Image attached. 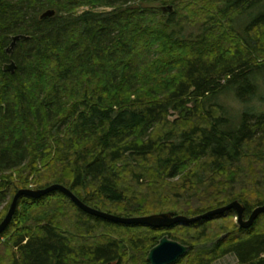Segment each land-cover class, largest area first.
<instances>
[{
	"label": "trees",
	"instance_id": "trees-1",
	"mask_svg": "<svg viewBox=\"0 0 264 264\" xmlns=\"http://www.w3.org/2000/svg\"><path fill=\"white\" fill-rule=\"evenodd\" d=\"M254 9L236 32L234 19ZM259 79L264 0H0V178L17 174L11 200L59 184L123 218H192L237 201L248 219L264 205V111L232 127L206 102L224 91L249 101ZM235 217L151 229L92 217L60 192L22 197L0 264H148L164 236L189 248L174 264H264V215L246 230Z\"/></svg>",
	"mask_w": 264,
	"mask_h": 264
},
{
	"label": "water",
	"instance_id": "water-1",
	"mask_svg": "<svg viewBox=\"0 0 264 264\" xmlns=\"http://www.w3.org/2000/svg\"><path fill=\"white\" fill-rule=\"evenodd\" d=\"M159 10L164 13L168 14L173 11V8L171 6H164L159 7ZM55 15L54 10H47L43 12L40 15V20H45L52 18ZM24 36H15L11 39V44L6 49V54L11 55L16 43L19 40H24ZM15 69V65L13 62L10 64H6L3 67V70L6 72L13 73ZM52 192H60L63 195H65L79 210L84 212L85 214H88L92 217L99 218L114 224L123 225V226H143V227H149L151 229H167L171 228L176 225H182V224H193L196 222H199L204 219L212 218L215 216L223 215L224 213L228 211H234L237 216V224L242 229H249L255 222V220L260 216L264 215V205L255 208L248 219L243 218L244 214V206L240 204L237 201H233L230 204L223 206L221 208H217L214 210H211L209 212H206L202 215L192 217V218H186L183 216H176L172 212L168 213H162V214H154L150 216H144V217H133V218H123L111 214H107L95 209H92L85 205L83 202H81L70 190L67 188L59 185L54 184L49 186L48 188L42 189V190H33V189H21L18 190L9 205L8 211L0 223V235L6 230L8 225L10 224L16 209L18 205V201L22 198H29L38 200L43 198L44 196L52 193ZM189 251V248L186 246H183L175 241H172L168 239L166 236L162 237L158 244L154 246L147 255V262L148 264H174L176 263L181 257H183L187 252Z\"/></svg>",
	"mask_w": 264,
	"mask_h": 264
},
{
	"label": "rangeland",
	"instance_id": "rangeland-1",
	"mask_svg": "<svg viewBox=\"0 0 264 264\" xmlns=\"http://www.w3.org/2000/svg\"><path fill=\"white\" fill-rule=\"evenodd\" d=\"M95 6L96 7L94 9H91V10H94L95 12H103L104 10H107L101 6H98V5H95ZM90 8H92V7L81 6L80 8L77 9V12L81 13V12L89 11ZM259 10L260 9L244 11L243 14H241L238 18L234 19V23L232 25L234 30L238 33H241L243 31L244 26L247 24V22L257 12H259ZM188 32H190V31L188 30ZM214 96L215 97L212 96V97L208 98V100L206 102V107L208 106V103L219 105L223 110L224 117L228 120V122L230 123V125L232 127L238 126V124L240 122V118L244 113H253V112L254 113H261L264 111V86L262 85L260 79H259V87H258L257 95L255 97H253L252 99H250L249 101L241 102V101L237 100L231 91H224V92L216 94ZM177 118H178V114L171 112L168 120H169V122L172 123ZM4 178H6L7 180H4ZM32 179H33V177L31 176V178H29L28 181L30 182ZM18 182H19V179H18L17 174L15 172L5 173L0 178V184H2L1 192L6 193V200L0 206V212L1 213L8 206V204L11 200L10 199L11 198V191H12L11 189H12L13 185L18 184ZM29 188L35 190L34 186H29ZM259 196L262 198V195L259 194ZM260 197H258V198H260ZM245 220H246V218H245ZM232 222L234 225L239 226L237 224V217L233 218ZM218 224L220 225L221 223H218ZM215 228L213 229L214 232H216ZM0 241H1L0 242L1 244H4L7 242V239L3 238ZM123 242L125 243L124 240H123ZM146 260H147V258H146ZM2 261L3 262H1V264H4V260H2ZM212 264H238V262H237V259L233 255H227V256H224L220 259H217Z\"/></svg>",
	"mask_w": 264,
	"mask_h": 264
},
{
	"label": "bare ground",
	"instance_id": "bare-ground-1",
	"mask_svg": "<svg viewBox=\"0 0 264 264\" xmlns=\"http://www.w3.org/2000/svg\"><path fill=\"white\" fill-rule=\"evenodd\" d=\"M43 13V12H42Z\"/></svg>",
	"mask_w": 264,
	"mask_h": 264
}]
</instances>
